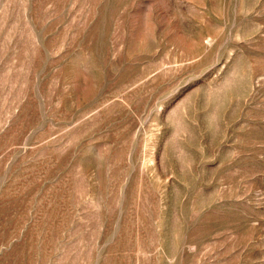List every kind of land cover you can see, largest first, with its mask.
I'll list each match as a JSON object with an SVG mask.
<instances>
[{"label":"rangeland","instance_id":"374dc122","mask_svg":"<svg viewBox=\"0 0 264 264\" xmlns=\"http://www.w3.org/2000/svg\"><path fill=\"white\" fill-rule=\"evenodd\" d=\"M0 264H264V0H0Z\"/></svg>","mask_w":264,"mask_h":264}]
</instances>
